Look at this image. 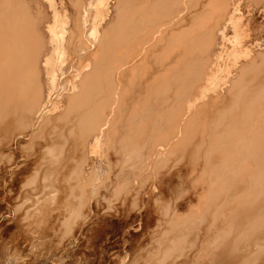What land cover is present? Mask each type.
<instances>
[{
    "label": "bare ground",
    "instance_id": "6f19581e",
    "mask_svg": "<svg viewBox=\"0 0 264 264\" xmlns=\"http://www.w3.org/2000/svg\"><path fill=\"white\" fill-rule=\"evenodd\" d=\"M103 263L264 264V0H0V264Z\"/></svg>",
    "mask_w": 264,
    "mask_h": 264
},
{
    "label": "rangeland",
    "instance_id": "374dc122",
    "mask_svg": "<svg viewBox=\"0 0 264 264\" xmlns=\"http://www.w3.org/2000/svg\"><path fill=\"white\" fill-rule=\"evenodd\" d=\"M243 29H244V27H242ZM237 30L238 31V34H240V35H237V37H236V35L235 34H233V35H231L232 37V39H229V42H227L228 44H227V50H229L227 53H225V55H224V57H223V59H222V61H224V62H222L223 63V67H227V66H230V64H232V62H231V60L233 61V59H234V57L235 58H241V57H243L244 56V53H246L247 51L249 52V49L250 48H248V47H252L253 45H256L257 43L255 42V40H254V38L251 36L252 35V33H251V31L249 30V29H247L246 31H244V30ZM249 30V31H248ZM240 32V33H239ZM235 35V36H234ZM241 37V38H240ZM252 40H251V39ZM231 40V41H230ZM242 42H243V44H242ZM255 43V44H254ZM244 44H245V46H246V44H247V46L245 47L244 46ZM241 45V46H240ZM251 45V46H250ZM243 47L245 48V49H243ZM234 51V52H233ZM231 53V54H230ZM235 53V54H234ZM57 57V56H56ZM230 58V59H229ZM56 59H58V58H56ZM60 61H61V59H59ZM228 62V63H227ZM230 63V64H229ZM233 70V68H232V66L230 67V70L228 71V75H225L224 77H223V79L221 80V86L220 87H224V85L227 83V81H228V79H229V76H230V73H231V71ZM120 246H118L119 248H121L122 247V245L121 244H119ZM116 246V247H117ZM111 251H113V250H111ZM110 251V252H111ZM103 264H105V263H103ZM107 264V263H106Z\"/></svg>",
    "mask_w": 264,
    "mask_h": 264
}]
</instances>
